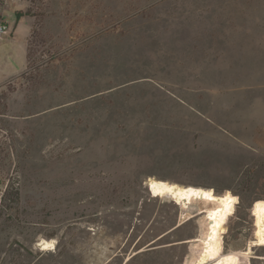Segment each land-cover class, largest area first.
Here are the masks:
<instances>
[{"label":"rangeland","instance_id":"1","mask_svg":"<svg viewBox=\"0 0 264 264\" xmlns=\"http://www.w3.org/2000/svg\"><path fill=\"white\" fill-rule=\"evenodd\" d=\"M0 16V264H192L201 204L153 183L221 198L206 264H264V0H0Z\"/></svg>","mask_w":264,"mask_h":264},{"label":"bare ground","instance_id":"2","mask_svg":"<svg viewBox=\"0 0 264 264\" xmlns=\"http://www.w3.org/2000/svg\"><path fill=\"white\" fill-rule=\"evenodd\" d=\"M151 188L150 191L152 196L169 198L187 212H191L190 210L193 203L201 204V206L197 208V214H203L204 216L205 231L203 236L193 239L199 242L198 248L196 247L199 251L195 261L190 263L206 264L205 256L208 245L214 242L218 230L217 220L222 208L221 198H217L206 192L182 189L180 187L169 186L162 183H153L151 184ZM40 241L43 242L42 246L39 247L40 250L46 251L54 250L57 243L55 238H41L38 242ZM254 245L264 246V239H259L255 242L252 241L250 244V250H252ZM194 253L195 256L197 251H194Z\"/></svg>","mask_w":264,"mask_h":264},{"label":"built area","instance_id":"3","mask_svg":"<svg viewBox=\"0 0 264 264\" xmlns=\"http://www.w3.org/2000/svg\"><path fill=\"white\" fill-rule=\"evenodd\" d=\"M10 32V24L0 16V37Z\"/></svg>","mask_w":264,"mask_h":264},{"label":"trees","instance_id":"4","mask_svg":"<svg viewBox=\"0 0 264 264\" xmlns=\"http://www.w3.org/2000/svg\"><path fill=\"white\" fill-rule=\"evenodd\" d=\"M21 16H22V12H20V11H18L17 13H16V17H17V21L21 18ZM18 191H11L10 190V188H8L7 189V192H6V194H5V196H11V194L12 195H14L16 198H18ZM263 204L261 203L260 204V207L262 206Z\"/></svg>","mask_w":264,"mask_h":264},{"label":"water","instance_id":"5","mask_svg":"<svg viewBox=\"0 0 264 264\" xmlns=\"http://www.w3.org/2000/svg\"><path fill=\"white\" fill-rule=\"evenodd\" d=\"M148 188L151 190V189H152V188H151V185H148ZM37 244H38V246L40 247V246H42L43 242L40 241V242H38Z\"/></svg>","mask_w":264,"mask_h":264},{"label":"crops","instance_id":"6","mask_svg":"<svg viewBox=\"0 0 264 264\" xmlns=\"http://www.w3.org/2000/svg\"><path fill=\"white\" fill-rule=\"evenodd\" d=\"M2 37H3V36H2ZM2 37H0V38H2ZM26 65H27V62H26ZM26 65H25V67H26ZM25 67H24V68H25Z\"/></svg>","mask_w":264,"mask_h":264}]
</instances>
